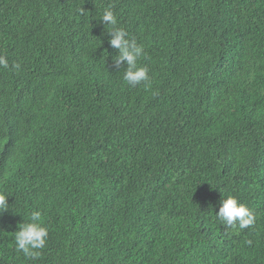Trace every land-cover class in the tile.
Masks as SVG:
<instances>
[{
    "label": "trees",
    "instance_id": "obj_1",
    "mask_svg": "<svg viewBox=\"0 0 264 264\" xmlns=\"http://www.w3.org/2000/svg\"><path fill=\"white\" fill-rule=\"evenodd\" d=\"M106 9L147 85L113 68ZM0 55L21 65L0 68V264H264V0H0ZM228 196L253 226L218 220ZM33 211L38 259L14 239Z\"/></svg>",
    "mask_w": 264,
    "mask_h": 264
},
{
    "label": "clouds",
    "instance_id": "obj_2",
    "mask_svg": "<svg viewBox=\"0 0 264 264\" xmlns=\"http://www.w3.org/2000/svg\"><path fill=\"white\" fill-rule=\"evenodd\" d=\"M101 20L107 25L109 34V44L117 50V55L113 57V68L119 72L123 64L124 80L131 87H135L149 82L148 68L138 67V60L144 55V46L139 44L135 38H130L129 33L121 27H117L118 20L110 9H106ZM109 28L111 29L109 31ZM13 68L19 70L21 65L14 62L9 65L8 59L0 55V68ZM9 196L0 192V214L9 209ZM218 220L227 227L238 226L239 229L249 228L255 223V215L237 198L228 196L222 199L219 211L216 213ZM48 228L44 226L40 211H33L30 214V222L22 223L15 233V246L18 252L22 251L29 259H38L41 255L39 250L46 246L48 238ZM251 243V241H249Z\"/></svg>",
    "mask_w": 264,
    "mask_h": 264
}]
</instances>
